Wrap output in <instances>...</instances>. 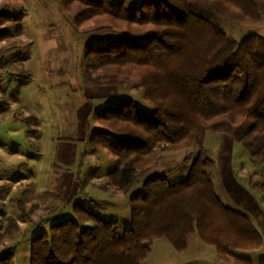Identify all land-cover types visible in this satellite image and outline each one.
Here are the masks:
<instances>
[{
    "label": "trees",
    "instance_id": "1",
    "mask_svg": "<svg viewBox=\"0 0 264 264\" xmlns=\"http://www.w3.org/2000/svg\"><path fill=\"white\" fill-rule=\"evenodd\" d=\"M59 1L75 27L124 34L85 45L86 80L99 85L135 80L152 109L119 98L95 113L99 128L89 138L92 151L105 149L115 160L106 173L110 186L128 193L140 184L129 199L130 224L119 232L116 220L76 203L74 218L46 219L48 231L30 238L29 264H142L153 241L165 239L183 252L193 234L217 254L251 264L236 252L259 248L261 234L219 198L212 179L215 162L203 140L208 131L231 133L252 162L264 163V37L237 41L218 23H264V0ZM19 13L0 9V41L21 32L18 22L25 12ZM6 21L15 24L13 31L2 27ZM192 145L197 151L184 159L189 163L182 178L171 182L165 173L150 174L161 151ZM13 201L19 219L6 217L0 241L18 233V220L30 221L38 209ZM86 220L91 224H83ZM14 249L0 252V264H14Z\"/></svg>",
    "mask_w": 264,
    "mask_h": 264
},
{
    "label": "rangeland",
    "instance_id": "2",
    "mask_svg": "<svg viewBox=\"0 0 264 264\" xmlns=\"http://www.w3.org/2000/svg\"><path fill=\"white\" fill-rule=\"evenodd\" d=\"M139 2L140 0H130L131 4H138ZM0 9H4L11 15H16L21 11L28 13V18L26 17L23 21L27 30L42 25L49 27L46 22L54 23V27L57 29V33L54 34L55 40L60 43L61 40L65 39V44L54 45L57 50L65 48L64 51H54L52 56L46 54L47 48L42 43L37 51L35 46L31 47L17 42L15 36L8 39L7 44L2 46L3 50L10 47L5 56L9 60L11 72L19 74L28 72L30 74L29 80L31 81L23 78L22 82L26 81L24 83H27V89H31L32 107L39 112L41 108L47 107V112L51 114V121L44 120L41 123V133L35 145L38 155L32 157L37 169V177L27 181L32 183L31 186L27 187V183L22 181V185L15 190L11 189V185L8 184L0 188V201L4 202L3 210L1 208L0 210L5 214L0 217V232L4 231L7 226L6 217L15 216L19 218L18 210L15 204L9 202V198L22 199L24 202L38 206V209L30 215V221L20 220L18 233L4 237L0 241V252L8 245V247L15 248L14 264H29V238L39 231H48L49 223H44L48 218H74L73 206L76 203L83 207L94 208L98 216L105 220H116L119 232H122L124 227L130 224L129 199L139 189L140 184H134L128 193L116 191L108 184L106 178L107 171L115 165V160L111 154L105 149H98L93 151L97 158L89 159L90 153H85L86 151L90 152V149L92 151L86 139L87 133L89 132L90 135L92 130L99 128L98 125H92L94 124L92 114H87L88 105L85 102L87 101L85 97L97 95L98 91L103 89L102 91H107L111 98L133 100L140 109L146 112H150L152 106L144 96L139 83L135 80H119L115 85H106L104 88H94L97 86H91L92 84L86 80L83 62L85 45H99L110 40H116L124 36L122 31L95 25L77 28L74 25L73 15L62 8L59 0H0ZM39 13L45 16L37 17L36 14ZM218 23L229 37L237 41L252 34L264 37V23L235 25L222 20ZM14 25L12 21H6L2 27H7L13 31ZM51 39L53 38L50 37ZM40 41H42L41 37ZM46 57H49L50 64L53 66L62 65L61 57L68 58L66 64L68 84L64 91L59 92L62 95L52 94L47 89L37 90V86L41 85V82L46 83L44 75L45 70L48 69ZM38 61H40L42 68L38 66ZM46 77L47 80H50L55 76ZM91 89L92 91H90ZM111 98L109 104L113 103ZM72 102L74 105L76 104L77 108H74L76 112L72 114V121L66 122L70 116L57 115L56 106L58 108L59 103ZM102 108L104 107L97 106L94 110H102ZM58 110L60 113L59 108ZM40 114L45 115L46 110L41 111ZM80 122L82 126L79 125ZM84 122L85 124H83ZM88 128H90L89 131H87ZM216 135L218 134L210 132L205 144L208 148L206 155L216 163V167L212 171V179L219 197L224 200L225 193L232 191L240 203L264 204V163L252 162L248 151L240 143L235 142L233 152L235 172L233 178L227 176L225 164L227 157L231 155V142L233 140L229 133H224L220 144L218 138L216 140L213 138ZM51 138L53 142H51ZM63 138H75V140L64 141ZM56 165L60 167L58 175L53 172ZM242 166L246 168V172H242ZM81 169L83 172L78 174ZM185 171V162L182 157H179L177 162L171 165V169L159 173L167 174L169 180L173 182L182 178ZM153 173L154 165L150 168V174ZM107 185L111 187L108 190L99 188ZM46 191L57 192L62 198L53 197ZM26 208L28 209L29 206ZM83 224L90 225L91 221L86 220ZM4 241H7V244ZM187 246L183 252H177L165 239H157L153 241L146 257L147 260L145 259L146 261L144 260L142 264H190L196 251L205 253L212 263H216V259H219L214 247L202 243L197 234L191 236ZM196 246H200L202 249H197ZM240 253L254 262L264 258V249ZM227 259L230 261V258Z\"/></svg>",
    "mask_w": 264,
    "mask_h": 264
},
{
    "label": "crops",
    "instance_id": "3",
    "mask_svg": "<svg viewBox=\"0 0 264 264\" xmlns=\"http://www.w3.org/2000/svg\"><path fill=\"white\" fill-rule=\"evenodd\" d=\"M27 15L28 13H25V15L18 22V24H20L21 26V32L19 34L14 35L16 37L15 40H17V42H21L24 45H30L31 47L35 46L37 51L40 49V45L42 43V45L47 48L46 54H49L50 56H52L54 51H64L65 48H59V50H57L54 46L57 44H61V45L65 44L64 38H63L64 40H61L60 43L58 40H55L54 34L57 33V29L54 27L55 26L54 23L46 22V24H48L47 26L49 27H45L44 25H42V26H35L27 30L25 29L24 23H23ZM36 16L42 18V16H45V15L39 13V14H36ZM40 37L42 38V41H40ZM50 37L53 39L50 40ZM8 39H3L0 41V67L5 68L8 73L6 79L0 84V188L5 187L8 184V185H11V189L15 190L18 186L22 185V181L27 183L26 185L27 187H30L32 183L27 182V181L31 179H35L37 177V169L35 168V164L32 161V157L35 156L36 154L38 155L35 145L41 133V123L44 120H46L47 122L51 121V114L47 112V109H46L47 107H43L40 110V112L46 110L45 115H41L37 109L32 107V97H31V92H30L31 89L29 88L27 89V86H26L27 83L26 84L24 83L26 81L22 82L23 78H27L29 80L30 74L28 72H25V74L11 72L10 70L11 67L9 66V60H7L5 56L6 51L10 47H8L5 50H3V47H2L3 44H7L6 42L8 41ZM61 59H62L61 66H53L50 64L49 57L45 58V61L48 66V69L45 70L44 72L46 83L41 82L40 83L41 85L37 86L38 91H40V89H47L49 92H52V94L62 95L59 92L61 90L64 91L65 90L64 88H67L66 85L68 84V77H67L68 70L66 66L68 62L67 60L68 58L66 57L64 59V57H61ZM38 66L42 68L40 61H38ZM46 76H51V77L55 76V77L51 78L50 80H47ZM106 85L110 86V85H115V84H101V85L92 84L91 86H97L94 88H104V86ZM34 89H36V87H34ZM102 90L103 89H100L97 95L85 97V99L87 100L85 102L88 105L87 114L89 115L92 114L94 118V121H93L94 124L92 125L99 126L98 121L95 117V113L101 110H94L95 107L101 106L105 108L107 105H109V101L111 97L108 96L107 91H105L106 92L105 93ZM90 91H92V89ZM111 99H113V102H115L118 98H111ZM58 106H59L58 108L60 109V113L56 106L57 115L61 114L62 117L70 116L69 119L67 120L65 119L66 122H69L71 118L73 117L72 114L76 112L74 110V108L76 107V104L74 105L73 102L63 103V104L59 103ZM104 108H102V110ZM61 116L59 117L62 119ZM68 124L71 125V123H68ZM83 124H85V122ZM79 125H81V122L79 123ZM89 130L90 128L87 129V131ZM92 131L90 132V135ZM210 132H214V131L206 132L204 136V140H203V148L206 153L208 151V148L205 142ZM88 133L86 135V139L88 140V143H89L90 135ZM215 134H218V135L214 136L213 138L215 140L216 138H218L217 140L221 144L224 133L215 132ZM229 134L231 135L233 141L231 142V152H230L231 155L227 157V161L225 164V169H226L225 172L227 173V176L233 178L234 172H235L234 170L235 161L233 157V152L235 148L234 144L236 141L234 140L232 134L231 133ZM62 140L72 141V140H75V138H63ZM51 142H53L52 138H51ZM196 151H197V147L195 145H192L190 147H187L185 149H181L178 151L163 150L161 154L159 155L157 162L154 164L153 174H158L161 171L171 169V165L176 163L179 157H182V160H184L187 156L189 157L190 155L195 154ZM85 153H90L89 159L97 158L95 156L96 153L91 151V149H90V152L86 151ZM188 163H189V160L185 162V165ZM54 167L55 168H53V172L55 175H58L60 167L57 165ZM215 167H216V163H215ZM241 169H242V172L247 171L246 168H244L243 166L241 167ZM81 172H83L82 169L78 171V174ZM71 179H74V178L71 177ZM107 186L106 187L101 186L99 188L101 190H105V189L108 190L109 188H111ZM226 191H229V190H226ZM46 193L51 196L52 194L60 195L59 193L53 192V191H46ZM224 196H225L224 200H222L219 197L222 200V202L226 206L233 208L243 213L244 215H246L247 218L253 223V225L260 232L261 237H262V244L259 248L255 250H249V251L239 250L236 253L238 255H241L242 257H245L240 252H254V251H260L261 249H264V204L258 205V203L257 204L256 203H253V204L240 203L237 200L238 198L232 191L225 193ZM60 198H62L61 195H60ZM13 199L17 200L18 198H9V202L15 204L16 206V203L13 201ZM25 203L27 206H30L33 204V203L30 204L27 202ZM2 207H4V202L0 201L1 210H3ZM1 210H0V217H3L5 214ZM16 218L19 219L18 217ZM18 224L19 225L21 224L20 220H18ZM189 240H188V245H189ZM4 243L7 244V241H4ZM196 248L200 249L201 247L196 246ZM217 256H219V259H216V263L214 262L212 263L210 262L209 258L205 255V253L203 254V252L201 251H196L195 257L193 258V261L190 264H238L233 260L232 257H223L219 254H217ZM227 258H230L229 259L230 261H227L228 260ZM245 258H248V257H245ZM250 261H251V264H261V261H264V258H260L258 262H254L251 259Z\"/></svg>",
    "mask_w": 264,
    "mask_h": 264
},
{
    "label": "built area",
    "instance_id": "4",
    "mask_svg": "<svg viewBox=\"0 0 264 264\" xmlns=\"http://www.w3.org/2000/svg\"><path fill=\"white\" fill-rule=\"evenodd\" d=\"M7 71L6 69L0 67V84L6 79L7 77Z\"/></svg>",
    "mask_w": 264,
    "mask_h": 264
}]
</instances>
